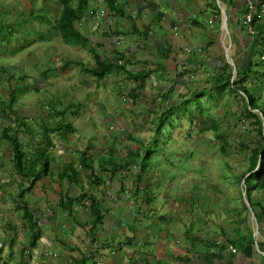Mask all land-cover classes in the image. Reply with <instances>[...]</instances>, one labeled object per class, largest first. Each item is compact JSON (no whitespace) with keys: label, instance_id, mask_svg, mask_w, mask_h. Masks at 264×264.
Here are the masks:
<instances>
[{"label":"rangeland","instance_id":"374dc122","mask_svg":"<svg viewBox=\"0 0 264 264\" xmlns=\"http://www.w3.org/2000/svg\"><path fill=\"white\" fill-rule=\"evenodd\" d=\"M119 1V7L124 8L128 15L132 14V18L134 13L128 6L129 0ZM71 5L75 6L76 1L71 0ZM60 7L59 0H0L3 25L9 24L15 29L11 33L5 31L9 33V44L0 47V66L6 69L0 72V108H4L8 93L13 90L16 116L22 118L19 123L13 114L0 116V132L2 128L10 126L17 133L28 157H31L37 146H43L39 144L43 140L42 125L51 128L60 124L69 125L74 131L64 138H60L58 132L50 134L53 147L48 149L49 173L22 198L36 216L50 222L51 225L44 227L45 230L55 232L59 240L72 247L68 250L73 251L77 247L87 252L80 256L85 264H89L96 257L95 254L105 258L104 262L108 264H116L121 259L126 264H165L167 254L163 253L169 247L171 232L180 231L189 239L208 228L218 233L219 226H227L230 221L237 228L245 229L242 222L247 215L251 216L252 199L264 204V190L252 189L249 202L247 195L242 196L245 187L236 176L246 170L250 149L261 144L262 139L256 122L247 116L238 92L224 91L216 86L212 89L215 83L213 79H218L217 73H223L221 66L214 67L215 64L206 62L207 59L204 60L202 56L197 58L205 61L203 66L185 67L187 60L181 57L178 59L180 62L163 63L159 57L155 58V50L152 49L160 44L147 40L143 48L146 56L140 57L134 51V64L136 58L157 59L158 63L148 64L147 68L149 70L158 64L163 75H160V79L155 78L158 74L153 72L148 77H139V81L134 83L126 78L125 72L112 71L104 79L98 80L90 73L97 65L95 56L102 61L115 62L120 55H129V47L138 50L139 45L144 44L139 41L138 30L136 36L133 34V39L110 31V27L117 30V25L126 24L129 20L112 11L106 2L90 0L77 23V30L87 43L85 46H74L63 42L52 27ZM30 10L35 16L43 15L48 22H41L32 16H21L28 15ZM142 17V14L138 18L136 16V21L133 18L136 28L144 35L147 32L155 36L158 32L153 27L155 24L144 22L146 17ZM164 31L161 32L163 35ZM263 33L261 36H264ZM106 34L110 36L106 37ZM145 47L150 49L145 50ZM255 55L254 65L246 66L247 70L253 67L257 69L255 73L250 70L251 76L245 86L257 91L255 95L259 98V104L264 106V54L260 61V54ZM68 60L81 63V66L66 64ZM227 62L231 66L228 59L225 60ZM125 67L130 69L128 65ZM192 68H195L193 72L177 76L180 69L185 72ZM231 73L233 75L230 77L234 79L235 71L231 70ZM226 76V73L223 74V77ZM132 88H136L133 94L137 95L134 103L130 94ZM186 88L190 91L205 88L209 96L192 98L190 92L187 112L179 114V119L171 120L173 126L167 128L164 150L170 155L169 158L165 160L163 153L155 154L154 164L151 162L147 166V169H151L143 172V179L138 181L136 174L139 173L140 158L136 151L141 153V146L148 143L153 133V112L160 114L172 104L178 106L188 98ZM164 93L167 98L160 99L159 95ZM199 99L201 110L196 108L200 107ZM210 118L216 120L217 132L227 141L225 150H221L220 139L211 128ZM204 126H207V130L200 133ZM86 147H89L87 158L92 164L91 173H102L105 182L108 181L109 172L100 168L99 158L107 157L109 148L115 152L113 156L120 164L123 160L127 164L126 168L117 171L113 184L107 182L109 185L104 188L107 195L97 194L94 190V195L103 198L102 205L107 213L104 211V224L93 230L90 223L82 225L88 218L87 207L74 205L71 219L58 206L59 195L65 190L68 189L70 196L82 193L77 185L68 187L65 182H58L57 173L67 163H72L67 171L69 175H73L74 169L81 177L83 188L86 191L93 188L87 178L90 171L85 172L79 166L80 154ZM10 158L6 141L0 139V248L4 251L0 264H18V250L22 248L25 249L23 259L31 258L26 254L31 249L26 239L28 232L25 222L16 203L10 198L11 194L20 193V182L24 187L28 183L13 173ZM104 167L111 169L109 164ZM250 183L246 180L245 185ZM191 223L190 231H185ZM75 259L70 263L74 264Z\"/></svg>","mask_w":264,"mask_h":264},{"label":"crops","instance_id":"0c3cea01","mask_svg":"<svg viewBox=\"0 0 264 264\" xmlns=\"http://www.w3.org/2000/svg\"><path fill=\"white\" fill-rule=\"evenodd\" d=\"M247 1L129 0L128 6L133 9L134 13L132 18L136 21L138 16L142 14L143 17H146L144 22L155 24L153 27L158 32L155 33V36L153 35L154 37L147 34L146 30V34H142L134 25L133 19L127 21L126 24L120 23V25H117V30L110 27V31H115L120 36L123 34L121 36L123 38L126 36L132 38L133 34L136 36L138 30L139 41L144 44L139 45L138 50L129 47L128 54L130 56L125 53L122 54L125 57L126 65L131 70L134 72L152 71L158 74L155 78H161L159 65L152 66L149 70L147 65L158 63L157 59L152 61L150 59L145 60L144 57L136 58L135 64L133 60L134 51L140 57L146 56L143 48L147 40H153V42L160 44V46L154 48L151 46V48L155 50V58L159 57L163 63H177L180 62L178 59L186 58L187 62L184 63V66L192 67V65L203 66L204 60L207 59L206 62H212L215 64L214 67L217 68L221 66V70H223L225 60L228 59L232 71L234 64L236 66L244 65L247 68L250 64L254 65V60L256 61L257 58L255 54H262L258 58L259 61L263 58L264 36H261V33L264 32V0H251L254 5L252 11L253 21H251L252 33L247 31V27L243 23L244 15L247 14ZM129 16H132V14L129 13ZM157 19L159 21H156ZM140 20L143 23V20ZM163 29H165L164 35L161 33ZM109 36L110 34H106V37ZM149 49L145 47V50ZM187 50L189 52H186ZM196 52L199 53L196 54ZM200 56L203 57V61L197 58ZM209 67L211 66L209 65ZM211 69L213 68L211 67ZM256 69V67L251 68L252 71ZM194 70L195 68H192L185 73L189 74ZM252 205L254 215L250 212L251 216L247 215L244 221H241L245 224V229L237 228L235 223L230 221L227 226H219L218 233L209 231V228L205 232L197 231L200 237L197 235L187 239L180 231L171 232L169 247H167V252L164 251L163 253L167 254L165 264H264V204L257 200ZM41 225L43 234L41 233L36 245L30 247L28 242L32 251H26V254L31 255V258L28 256L29 259L24 260L22 255L25 253V249L18 250L17 260L22 261V264H71L70 262L73 259H78L81 255L87 254V252H83L77 247H74L73 251L68 250L72 247L59 240L55 232L53 234L48 232L49 230H45L48 225H51L50 222L42 221ZM192 226L193 224L185 231L189 232ZM26 239L28 241V236ZM91 242L93 244L92 240ZM22 250L23 253H21ZM88 251L91 253L92 250L89 249ZM3 252V249L0 248V258H2ZM98 255L95 254L97 258H92L89 264H100L98 259L102 261L101 264H108L104 262L105 258ZM129 258L131 261L132 257ZM1 261L2 259H0ZM116 264L126 263H124V259H121Z\"/></svg>","mask_w":264,"mask_h":264},{"label":"trees","instance_id":"16d2710c","mask_svg":"<svg viewBox=\"0 0 264 264\" xmlns=\"http://www.w3.org/2000/svg\"><path fill=\"white\" fill-rule=\"evenodd\" d=\"M76 5H71V0H59L60 2V9L57 15V18L53 21V29H55L60 38L63 42H67L68 44H74V46H85L86 40L81 35V33L77 30V23L81 20L83 17L85 10L88 7V2L90 0H75ZM106 2L110 9L114 11L116 14H119L121 16L126 17L127 20H132L133 18H130V16L125 12V9L123 10L119 7V0H102ZM35 13V12H34ZM94 14V12H92ZM4 14L2 13V10L0 8V47H6L9 44V39L7 34L13 32L15 29L11 25H3V22L1 20V17L3 18ZM22 17H33L36 20H40L41 22H48L46 21V18L41 16H35V14H32V10H30L27 14H21ZM130 18V19H129ZM20 24V22L18 23ZM9 33H6L5 31H8ZM262 56V54H260ZM97 65L92 71H90L91 74L96 76L98 80L104 79L106 76H108L112 71L113 72H125L126 78L129 81H133L136 83L139 81V77H148L149 74H152L153 72H133V70L126 69V60L123 55L119 56V59L115 60V62H109V61H102L99 57L95 56ZM128 62V61H127ZM74 65L79 64L81 66V63H75L71 61H66V64ZM178 68V67H177ZM230 69V72H229ZM115 70V71H114ZM250 70L245 67L236 66L235 68V74L234 79L230 77V75H233L231 73V68L228 66V64L223 66V73H217V78L215 81L213 79L214 86L212 89L216 86L217 88H222L224 91L228 90L233 93L238 92V97L243 101L245 104V110L247 112V116L251 117L254 122L257 124L258 133L262 139V143L258 146H254L250 149L249 155H248V167L246 170L241 173L240 175L236 176L237 179H240L239 182L242 180L244 182L245 187V195L248 196V201L251 200V194L252 189H259L264 190V106L259 104L258 97H256L255 92L256 90H250L245 86V82L247 79L251 76ZM6 69L4 66H0V72H5ZM226 71V72H224ZM180 73L177 75L178 77H181L184 74H187L185 72L187 71H179ZM256 71H252L251 73H255ZM227 74L226 77H223V74ZM144 75V76H143ZM162 75V74H160ZM163 76V75H162ZM158 79V78H157ZM142 81V80H140ZM137 87V85H136ZM136 88H132L130 91L132 102H136L137 95L133 94L134 91L136 93ZM188 93V98L184 99L183 102L178 104V106H174L173 104L169 109L163 110L162 113L158 114L156 111H152L155 115L154 117V126H153V133L151 134L149 141L147 144L141 146V150H139L141 153L136 151V154H139L140 163H139V173L136 174V178L138 181L142 180V173L145 171H149L151 168L147 169V166L152 162V165L154 164L155 154L157 153H163L162 157L166 160L169 158L170 155L167 154V151L165 152V147L167 144V128L172 127L173 123H171V120H177L180 117L179 114L187 112V106L188 101L190 99V92L192 98H201L202 96H207L206 89L202 90H195L190 91L188 88H186ZM212 93V90L210 91ZM138 94V93H137ZM184 94V93H183ZM213 94V93H212ZM160 99H166L167 95L160 94ZM209 96V95H208ZM211 97V96H210ZM212 98V97H211ZM186 100V101H185ZM2 100L0 99V102ZM6 105L4 108H0V116H8L5 115L13 114L15 115V119H17V122H21L22 118L18 115L16 116V110L14 109L15 104V97H14V91L10 90L8 93V97L5 100ZM173 103V102H172ZM199 105L200 107H196L197 109L201 110V103L199 99ZM157 106L158 103H157ZM257 110V111H256ZM51 113V112H48ZM57 114V113H55ZM158 114V115H157ZM175 116V117H174ZM49 117V116H48ZM211 119V118H210ZM204 125V124H202ZM211 128L214 130L215 136L220 139V147L221 150H225V148L228 146L227 141L223 138L221 134H219L216 130V120L211 119L210 120ZM42 138L43 140L39 143L43 145L42 147L37 146L35 148L34 155L31 157H28L27 152L24 151L22 144L19 141V138L17 136V133L12 131V128L10 126H6L1 129L0 132V139H3L6 141L10 153H11V162H12V170L14 171L20 179L25 180L28 185L26 187L23 186L22 182H20L18 185L21 187L20 193L18 195L11 194L10 198L16 203V207L18 211L21 213V217L25 222V229L27 230L28 234V241L30 244V247H34L36 245V241L41 236V224L42 221L34 215L32 211H30L28 207V203L24 200L22 201L23 195L25 193L32 191L35 184L42 179L44 176H47L49 173V155H48V149L53 147V143L50 138V134L54 132L59 133L60 138H64L68 136V134L74 132L73 129L69 126H61L57 125L55 127H49L48 125L44 124L42 125ZM162 130H164L162 132ZM207 130V126L202 127L199 132L204 133ZM89 151V147H86L80 154L79 157V166L83 169V171L87 172L90 171V174L87 175V178L89 180V184L93 186V188L90 187L89 191H86L81 182V177L76 173V171L73 169L72 173L73 175L68 174V169H71L72 163H67L63 166L62 169H60L57 173V180L60 182V184L64 183L69 186L77 185L81 188L82 193L78 196H70L68 194V189L63 192V194L59 195V202L58 206L60 209L64 212H66L69 217L72 215V210L74 205H80L82 207H87L88 209V218L87 220L82 224L85 225L87 223L91 224L90 229L93 230L97 226L102 225L104 223L103 220L106 217V211L107 209L103 207L102 202L103 198H99L98 196L94 195V190L97 192V194L101 195H107L105 192V186L109 185L107 182H111V184L114 183V178L117 175V171L119 169H124L127 167V164L123 160L120 164L118 160L113 156L115 152L112 150V148H109L107 151V157H100L99 158V164L100 168L104 169L105 171H108V181L105 182L103 180V174H93L92 172V164L89 162V159L87 158V154ZM165 152V153H164ZM223 152V151H222ZM167 157V158H166ZM109 164L111 169H105V165ZM161 171V170H160ZM232 172V171H231ZM233 173V172H232ZM234 174V173H233ZM247 175V176H246ZM256 177V180L254 181V178ZM246 180H249L251 183L249 185H245ZM241 181V182H242ZM238 182V183H239ZM253 182V183H252ZM122 184V183H121ZM100 186H104L103 189H100ZM98 189V190H97ZM123 190V189H121ZM138 191V190H136ZM134 191V192H136ZM109 198V196L107 197ZM196 199L195 201H197ZM253 201V199H252ZM255 201V200H254ZM253 201V203H254ZM87 202V203H86ZM106 213H105V212ZM23 253V250L21 251ZM22 260V257H21ZM22 261L19 260L18 264H22ZM74 264H84V259L81 257L80 259H75Z\"/></svg>","mask_w":264,"mask_h":264},{"label":"built area","instance_id":"2783aa9c","mask_svg":"<svg viewBox=\"0 0 264 264\" xmlns=\"http://www.w3.org/2000/svg\"><path fill=\"white\" fill-rule=\"evenodd\" d=\"M246 10H247V14L244 16L243 23L246 25L247 31L249 33H252L253 27L251 21H252V11L254 10V5L250 0L247 1Z\"/></svg>","mask_w":264,"mask_h":264},{"label":"clouds","instance_id":"9594fccd","mask_svg":"<svg viewBox=\"0 0 264 264\" xmlns=\"http://www.w3.org/2000/svg\"><path fill=\"white\" fill-rule=\"evenodd\" d=\"M251 1V0H250ZM247 3V2H246ZM247 11V10H246ZM245 16V15H244ZM252 21H253V19H252ZM232 68H233V66H232ZM233 71H235V69H233ZM242 183L244 184V182L242 181ZM241 188H242V184H241ZM252 195V194H251ZM242 196L244 197L245 196V191H243L242 190ZM248 202V201H247ZM256 202V201H255ZM248 205H249V207L251 208V204H249L248 203ZM251 210H252V208H251ZM253 215H254V213H253Z\"/></svg>","mask_w":264,"mask_h":264},{"label":"water","instance_id":"95a60500","mask_svg":"<svg viewBox=\"0 0 264 264\" xmlns=\"http://www.w3.org/2000/svg\"><path fill=\"white\" fill-rule=\"evenodd\" d=\"M233 69H235V67H234V66H233ZM249 211H250V212L252 213V215H253V211H252L251 209H250Z\"/></svg>","mask_w":264,"mask_h":264}]
</instances>
